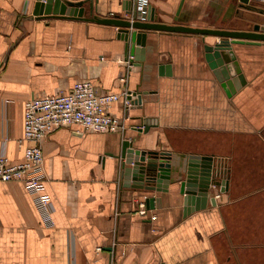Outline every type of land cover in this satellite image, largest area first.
Returning a JSON list of instances; mask_svg holds the SVG:
<instances>
[{
    "label": "crops",
    "instance_id": "1",
    "mask_svg": "<svg viewBox=\"0 0 264 264\" xmlns=\"http://www.w3.org/2000/svg\"><path fill=\"white\" fill-rule=\"evenodd\" d=\"M37 1L0 0V151L22 159L25 101L78 80L142 102L110 107L120 131L71 124L43 141L53 225L21 182L0 180V264H264V41L233 45L237 65H229L231 74L220 68V76L238 80L230 89L205 56L218 36L148 31L146 59L136 65L117 26L36 16ZM138 2L94 0L95 14L129 19ZM180 3L141 0L140 8L151 5L160 22L203 28L250 29L256 21L243 17L264 19L240 0H184L177 14ZM251 5L262 9L264 1ZM126 139L139 150L172 152L170 174L148 169L161 179L156 190L124 186L118 167ZM190 153L213 155L223 184L210 188L207 207L185 215L181 182Z\"/></svg>",
    "mask_w": 264,
    "mask_h": 264
},
{
    "label": "water",
    "instance_id": "2",
    "mask_svg": "<svg viewBox=\"0 0 264 264\" xmlns=\"http://www.w3.org/2000/svg\"><path fill=\"white\" fill-rule=\"evenodd\" d=\"M251 1L240 0V5L248 10H257L260 14L264 15V8L255 9L251 5ZM87 3H89L91 16L87 15ZM183 3L184 0H181L177 14L180 13ZM139 6L138 2L133 10H127L131 14V18L125 19L120 17H100L98 14H95L94 0H38L34 15L66 17L117 26L120 33L119 37L129 42V53L132 56V62L136 65L146 59L148 31L156 30L218 36L220 40L216 44H205V56L210 67L219 76V80L223 83V86H228L230 89L233 88L234 83L239 85L238 80L236 78L226 80L224 76H220V68L224 69L226 67L228 73H232L229 65L233 62L236 64L237 62L233 45L247 41H264V19L243 17L256 21L255 24L248 23L247 27L250 29L203 28L182 23L167 24L160 22L158 14L151 5L147 8L146 19H142ZM164 72L165 66L160 65V73ZM237 72H241L239 68H237ZM141 102L142 97L139 96L133 104L137 105ZM172 155V152L167 150L149 152L139 150L134 147L131 140H124L121 145V154L119 156L121 160L118 167L124 186L156 190L161 179L148 175V169L151 166H156L160 172V176H167L171 173L172 166L166 159L171 158ZM214 166L213 155L189 154L186 177L181 182V193L185 195V215L207 207L210 201L209 198L212 197L210 188L223 184V181L214 177ZM146 202L149 208H153L155 197L151 196L147 198Z\"/></svg>",
    "mask_w": 264,
    "mask_h": 264
},
{
    "label": "built area",
    "instance_id": "3",
    "mask_svg": "<svg viewBox=\"0 0 264 264\" xmlns=\"http://www.w3.org/2000/svg\"><path fill=\"white\" fill-rule=\"evenodd\" d=\"M139 4L141 7V0ZM146 11L140 8L142 19H146ZM120 99L126 109L134 103L126 90L121 93H98L90 80H78L70 90L25 101L23 136L19 140L21 145L27 143L23 157L19 161H11L5 149L0 151V180L21 182L32 196L45 225L54 224V206L46 190L43 141L58 128L71 124L96 132L122 130V119L110 112V107ZM141 208V213L146 214L145 203H141Z\"/></svg>",
    "mask_w": 264,
    "mask_h": 264
},
{
    "label": "flooded vegetation",
    "instance_id": "4",
    "mask_svg": "<svg viewBox=\"0 0 264 264\" xmlns=\"http://www.w3.org/2000/svg\"><path fill=\"white\" fill-rule=\"evenodd\" d=\"M253 6V5H252Z\"/></svg>",
    "mask_w": 264,
    "mask_h": 264
}]
</instances>
